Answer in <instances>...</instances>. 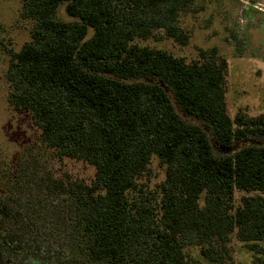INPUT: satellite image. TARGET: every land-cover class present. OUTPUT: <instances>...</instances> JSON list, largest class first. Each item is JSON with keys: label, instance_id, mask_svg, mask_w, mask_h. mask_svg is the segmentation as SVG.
<instances>
[{"label": "trees", "instance_id": "obj_1", "mask_svg": "<svg viewBox=\"0 0 264 264\" xmlns=\"http://www.w3.org/2000/svg\"><path fill=\"white\" fill-rule=\"evenodd\" d=\"M195 1L22 0L31 36L10 52L8 102L55 158L95 173L3 188L0 264H226L234 237L264 264V144H246L264 114L229 115L217 48L189 61L139 43L187 45Z\"/></svg>", "mask_w": 264, "mask_h": 264}, {"label": "rangeland", "instance_id": "obj_2", "mask_svg": "<svg viewBox=\"0 0 264 264\" xmlns=\"http://www.w3.org/2000/svg\"><path fill=\"white\" fill-rule=\"evenodd\" d=\"M22 0H0V196L8 186L22 190L19 181L32 179L28 173L57 178L89 180L95 169L83 162L55 158L51 150L41 144L40 130L27 113L18 111L8 102L9 84L6 79L11 50L18 51L30 39L31 22L20 16ZM58 17L69 20L64 6ZM181 25L190 35L187 45L171 38L140 40L139 43L160 48L176 56L193 60L202 50L218 49L228 59V113L235 117L244 112L250 117L264 114V0H196L191 10L183 13ZM181 112V111H180ZM192 123L208 128L200 120L181 112ZM218 153H226L215 140ZM264 144L253 139L246 144ZM25 167L20 174L19 169ZM24 172V173H23ZM37 177V178H39ZM163 178V169L155 162L152 183ZM233 260L226 264H253V253L236 237L231 243ZM197 255V251H193Z\"/></svg>", "mask_w": 264, "mask_h": 264}]
</instances>
